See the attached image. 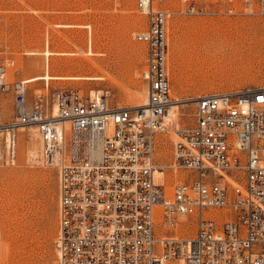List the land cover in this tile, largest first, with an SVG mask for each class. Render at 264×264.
<instances>
[{"label": "built area", "instance_id": "obj_1", "mask_svg": "<svg viewBox=\"0 0 264 264\" xmlns=\"http://www.w3.org/2000/svg\"><path fill=\"white\" fill-rule=\"evenodd\" d=\"M163 1L135 0L146 17L134 33L145 47L142 106L109 107L77 89L29 100L0 51V160L13 163L18 133L36 130L42 162L57 173V264H264V86L177 100L168 76L174 15H264V0L154 5ZM189 102L193 125L174 128L173 105ZM168 133L172 166L187 177L169 194L155 181L158 138Z\"/></svg>", "mask_w": 264, "mask_h": 264}, {"label": "rangeland", "instance_id": "obj_2", "mask_svg": "<svg viewBox=\"0 0 264 264\" xmlns=\"http://www.w3.org/2000/svg\"><path fill=\"white\" fill-rule=\"evenodd\" d=\"M154 5L176 9L179 2ZM145 24L135 0H0V51L12 63L7 78L25 81L47 70L55 76L80 74L76 79H52L48 85L28 83V99L38 91L50 98L57 89H77L104 95L109 107H133L146 97L140 77L145 47L134 40V33ZM168 36L173 99L264 86V15H174ZM90 47L96 54H88ZM45 50L51 52L48 60ZM193 111L190 102L178 105L172 125L192 126ZM12 115L9 96L2 120L9 121ZM175 140L173 133L158 138L156 163H172ZM27 147H34V156ZM182 175L165 174L167 194ZM57 209L56 170L43 164L34 131L23 130L18 133L14 162L0 160V264H57Z\"/></svg>", "mask_w": 264, "mask_h": 264}, {"label": "bare ground", "instance_id": "obj_3", "mask_svg": "<svg viewBox=\"0 0 264 264\" xmlns=\"http://www.w3.org/2000/svg\"><path fill=\"white\" fill-rule=\"evenodd\" d=\"M221 43H223V42H221ZM208 49H209V47H208ZM204 50H206V49H204ZM50 53L51 52H49L48 50H45L44 52H43V55H44V57L48 60V56L50 55ZM93 53H94V50L90 47V49L88 50V54H92L93 55ZM94 54H96V53H94ZM82 75H80V74H75V75H67V76H65V75H61V76H55V75H51V74H49L48 73V70L46 71V72H44L42 75H35V76H33V77H30V78H27V79H25V82L26 83H33V82H37V81H44L47 85H48V82L50 81V80H52V79H63V78H65V79H76V78H79V77H81ZM83 78H85V79H91V80H98V79H101V77H98V76H90V75H83ZM83 78H81V79H83ZM57 90H59V89H57ZM56 91V90H55ZM92 93H98V92H92ZM99 94V93H98ZM207 95V94H206ZM198 96H200V95H197L196 97H198ZM196 97H194V98H196ZM50 99V98H49ZM145 102H146V97H144V99H142V100H140V104H137V105H134V106H142V105H144L145 104ZM181 104H185V103H181ZM181 104H178V105H181ZM178 105L177 104H175V105H173V107H172V110H171V114H170V116H169V120L170 119H172V118H175L176 117V110H177V108H178ZM133 106V107H134ZM2 111H3V109H2ZM11 118H12V116H11ZM173 126V125H172ZM174 127V126H173ZM174 128H176V127H174ZM29 129V131H31V130H33L34 131V133L37 135V133H36V130L34 129V128H28ZM27 129V130H28ZM176 129H178V128H176ZM24 130H26V129H24ZM167 135V134H166ZM30 142V141H29ZM31 143V142H30ZM28 146H29V143L27 144ZM32 146H33V144H32ZM34 148V147H33ZM33 148H28L27 147V153L30 155V156H34L35 155V149H33ZM37 152V151H36ZM156 153H157V149H156ZM37 155V154H36ZM156 156V155H155ZM155 162H156V157H155ZM168 171H173V172H182V171H184L183 169H178V168H176V167H174V166H172V163L171 164H169V165H165L164 163H162V164H158V163H156V171H155V181L157 182V183H159V184H161V183H163L164 184V176H165V174L168 172ZM182 173H184V172H182ZM184 175H185V173H184ZM183 178H186L185 176H181V178L178 180V181H181ZM177 182V181H176ZM175 182V183H176ZM174 183V184H175ZM173 184V185H174ZM172 185V186H173ZM164 187H165V184H164ZM166 189V188H165ZM166 191V190H165Z\"/></svg>", "mask_w": 264, "mask_h": 264}]
</instances>
